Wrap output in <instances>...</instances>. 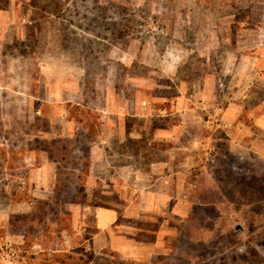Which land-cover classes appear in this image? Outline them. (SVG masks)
<instances>
[{
  "label": "rangeland",
  "instance_id": "rangeland-1",
  "mask_svg": "<svg viewBox=\"0 0 264 264\" xmlns=\"http://www.w3.org/2000/svg\"><path fill=\"white\" fill-rule=\"evenodd\" d=\"M262 50L264 0H0V264H264Z\"/></svg>",
  "mask_w": 264,
  "mask_h": 264
},
{
  "label": "crops",
  "instance_id": "crops-1",
  "mask_svg": "<svg viewBox=\"0 0 264 264\" xmlns=\"http://www.w3.org/2000/svg\"><path fill=\"white\" fill-rule=\"evenodd\" d=\"M263 50L261 51V53L259 54V56H261V58L257 55L255 56L254 59V64L253 65H257V61L258 60H263L264 63V52ZM258 67V66H257ZM258 69H264V66H260V68L258 67ZM248 96V93H242L238 96H234L237 97L239 100H242L241 102L244 103L246 101H244L243 99H246V97ZM189 99H193L195 102V106H193V110H196L197 114H204V111L208 113V102L206 100L205 95L202 94L200 96L197 95H190L187 97V100ZM255 108V107H254ZM239 107L234 106L233 101L230 103V105H228L225 109H215V113L213 115H211L210 113H208V118L204 119V124L208 127L209 122H211L212 120H210L212 117L215 116H220L222 120H224V123L226 125V127L231 128V133H235V136H238L239 133H244L246 132V134H248V132H250L247 128V126L245 125V123H243V121H241L240 119H238L241 115L242 110H239ZM206 113V114H207ZM181 119H185L188 115L187 112V108H182L180 110L179 113ZM250 115V114H249ZM199 118V115L197 116ZM238 119V120H236ZM182 125H185V120H182ZM255 121H257L256 123H258L263 129H264V117H262L261 119H257L255 118ZM185 129V128H183ZM177 149V148H174ZM182 151H184V147L182 146ZM174 153V150L170 151V154ZM183 158L181 159V161L178 162H174V160H170V163L168 161L163 162L164 164H162V166H158V172L156 174V178L153 184H151L150 187L154 186V184L156 185L157 181L163 180V183L166 184V186L169 185H173V183L180 181L182 179V174L184 176V173L182 171H180L179 167L182 169L183 167L188 165V153L184 154L183 152ZM184 162V163H182ZM174 165H177V169L173 168L175 167ZM167 170V171H166ZM177 170V171H176ZM164 186V185H163ZM146 193L149 195V197H151L152 195H154V193H156V191H153L151 188L149 189H145ZM120 215V212L115 210V209H109V208H99L96 210L95 212V226L97 228V234H102L105 243H109L110 242V238L113 237L112 235V231L113 229V224L118 220Z\"/></svg>",
  "mask_w": 264,
  "mask_h": 264
}]
</instances>
